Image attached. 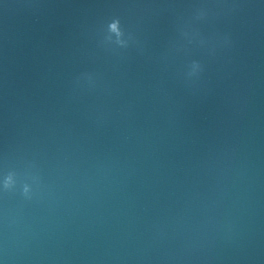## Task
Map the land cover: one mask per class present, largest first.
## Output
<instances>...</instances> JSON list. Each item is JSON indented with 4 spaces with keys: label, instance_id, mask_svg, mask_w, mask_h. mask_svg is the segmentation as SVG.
Instances as JSON below:
<instances>
[{
    "label": "water",
    "instance_id": "95a60500",
    "mask_svg": "<svg viewBox=\"0 0 264 264\" xmlns=\"http://www.w3.org/2000/svg\"><path fill=\"white\" fill-rule=\"evenodd\" d=\"M0 264H264V0H0Z\"/></svg>",
    "mask_w": 264,
    "mask_h": 264
}]
</instances>
